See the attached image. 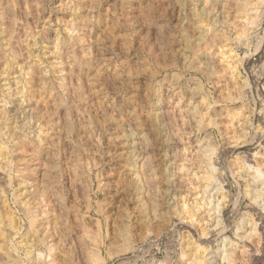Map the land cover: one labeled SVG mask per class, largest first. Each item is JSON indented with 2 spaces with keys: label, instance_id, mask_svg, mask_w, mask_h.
Returning <instances> with one entry per match:
<instances>
[{
  "label": "rangeland",
  "instance_id": "obj_1",
  "mask_svg": "<svg viewBox=\"0 0 264 264\" xmlns=\"http://www.w3.org/2000/svg\"><path fill=\"white\" fill-rule=\"evenodd\" d=\"M242 1L0 0L13 258L53 224L54 264H264V0ZM20 179L55 195L36 233Z\"/></svg>",
  "mask_w": 264,
  "mask_h": 264
},
{
  "label": "bare ground",
  "instance_id": "obj_2",
  "mask_svg": "<svg viewBox=\"0 0 264 264\" xmlns=\"http://www.w3.org/2000/svg\"><path fill=\"white\" fill-rule=\"evenodd\" d=\"M244 1H242L241 3H243ZM247 6H249L248 5V2H247V0L242 4V11L243 12H245L246 11V8H247ZM242 13V12H241ZM246 13V12H245ZM196 24V23H195ZM188 25V24H187ZM191 25V24H190ZM191 28V27H190ZM243 37V36H242ZM26 138H28V137H26ZM23 141V140H22ZM26 142H29V140H27V141H25V142H23L24 144L26 143ZM27 144V143H26ZM29 144V143H28ZM18 145H19V143H17L16 145H15V147H16V149L18 148ZM5 148V147H4ZM41 148V147H40ZM43 148V147H42ZM21 149H22V147H21ZM15 150V149H14ZM20 150V149H19ZM18 150V151H19ZM39 152L38 150H34V152ZM17 152V151H16ZM24 152H26V151H24ZM0 153H2V151H0ZM20 153V152H19ZM3 154V153H2ZM21 155V154H20ZM40 155V154H39ZM42 157V156H41ZM39 161V160H38ZM0 162L2 163V159H0ZM41 162V161H40ZM0 163V164H1ZM42 164V163H41ZM20 165V164H19ZM4 168V167H3ZM1 166H0V171L2 172L4 169H3ZM19 168V167H18ZM19 171V170H18ZM25 171V170H24ZM23 171V169H21V171H19V172H21L20 174H22V172H24ZM27 172V171H26ZM10 173V172H9ZM3 174V173H2ZM19 174V173H18ZM17 174V175H18ZM7 175V174H6ZM12 175V174H11ZM23 175V174H22ZM2 177H4V176H2ZM8 177H10L11 178V176L10 175H8ZM22 178H23V180H24V177L23 176H21ZM9 178V179H10ZM13 178V177H12ZM19 179V178H18ZM26 179V178H25ZM12 180V179H11ZM20 180H22V179H20ZM22 180V181H23ZM8 182H9V180H8ZM13 182V181H12ZM10 184V183H9ZM14 184V183H13ZM29 184H31V183H29ZM11 185V184H10ZM24 185H26L25 183H24V181L19 185V188L18 189H20V188H22L23 189V187H24ZM45 187V186H44ZM31 188V187H30ZM47 188V186L45 187V190H43L42 191V194H41V196H42V198H43V202L45 203V206H46V208H47V211H48V213L50 214V213H52V212H54L55 210H54V207H55V205H56V199H55V195L53 194V195H51L50 193H51V191H50V189L48 190V188ZM22 189H20V192L21 191H23ZM40 191V190H39ZM49 191H50V193H49ZM18 193H19V191H17ZM53 192V191H52ZM58 192V191H57ZM31 193V192H30ZM38 193V192H37ZM2 195V194H1ZM26 195V196H25ZM25 195H24V193L23 192H21V193H19L17 196L15 195V199H16V203H18L19 205H20V209H21V211L23 212V214H24V216H26L28 219H29V230L30 231H32V232H35L36 233V231H38V225H37V223H38V221H39V217H41L42 215H44V213H47V211L44 209V210H42L41 209V207L38 205V204H34V202L33 201H31V198H29L30 199V201L29 200H26V201H21L22 200V196H24V198H27L30 194H29V192H28V190H26L25 191ZM3 197V196H2ZM63 197V196H62ZM14 199V200H15ZM24 200V199H23ZM2 203H4L5 204V199H4V202H2ZM15 203V204H16ZM58 203V202H57ZM0 205H1V198H0ZM15 207V206H14ZM58 207V206H57ZM4 209V208H3ZM5 209H6V207H5ZM7 209H8V205H7ZM18 210V209H17ZM46 211V212H45ZM16 216V215H15ZM15 216H14V214L11 212V209H10V211H8V210H2V207L0 206V255H1V253H3L4 255H5V259H3L1 256H0V264H25L22 260H20L19 258H16L15 256H14V258H13V255L12 254H10L9 253V249H8V245H12L13 246V244H14V242L12 241L13 239H15L14 237V235L15 234H13V236L14 237H12L11 236V234H9V232L8 233H6L7 231H8V227L6 226L5 227V223H4V221H9V223L10 224H12L13 222H16L15 221ZM45 216V215H44ZM52 217V216H51ZM17 219V218H16ZM49 219V218H48ZM6 221V222H7ZM49 221V220H48ZM100 221V220H99ZM55 222V221H54ZM18 223V222H17ZM41 224V223H40ZM86 224V223H85ZM13 225V224H12ZM15 225V224H14ZM53 225V224H52ZM52 225H50L51 226V229L50 228H48V225L46 226L45 225V227L43 226V227H41L42 228V231L40 230V232H41V234H42V236H41V240H42V243L45 245V247L48 249V256H46V255H42L41 253H39L38 252V256H33L32 258H30L33 262H34V264H54L55 263V258H53V256H52V252L53 251H55L56 249H57V247L56 246H58V245H56V243H55V240H54V237H55V231L54 230H52ZM83 225V224H82ZM98 227H99V229H101V227H102V225H101V223H99L98 222ZM96 225V226H97ZM55 226H57V223H55ZM40 227V226H39ZM85 227V226H84ZM86 229V228H85ZM10 230V229H9ZM147 231V230H146ZM11 233V232H10ZM34 233V234H35ZM128 233V232H127ZM9 234V235H8ZM16 234H17V232H16ZM28 234H30V233H28ZM58 234V233H57ZM56 234V235H57ZM102 234V233H101ZM59 235V234H58ZM17 236V235H16ZM23 236V235H22ZM28 236H31V234L30 235H28ZM123 236H124V234H123ZM98 237V236H97ZM28 238V237H27ZM30 238H32V237H29V239ZM59 238V237H58ZM90 238V237H89ZM59 239H61V238H59ZM27 241V240H26ZM32 241V240H31ZM38 241H40L39 239H38ZM57 241H59V240H57ZM28 242H30V241H28ZM10 243V244H9ZM19 243V242H18ZM35 244V243H34ZM102 244V243H101ZM127 244H128V241H127ZM36 245V244H35ZM59 245H61V244H59ZM130 245V244H129ZM34 246V245H33ZM33 246H32V244L31 243H27V244H25V246H24V251L26 252V255H32V253L35 251H33ZM39 246V245H38ZM16 247H19L20 248V246H19V244H17L16 245ZM10 248V247H9ZM12 248V247H11ZM19 248H16L17 249V251H19L18 249ZM35 248V247H34ZM60 248V247H59ZM93 248V247H92ZM127 248V247H126ZM37 250H39V249H37ZM41 250H44V249H41ZM46 250V249H45ZM94 250V249H93ZM40 251V250H39ZM99 251L100 250H95V252H96V255H95V253H92V254H94V256H90L91 258L90 259H92L91 261H93L94 263H100V262H103L102 260L104 259H102L100 256H99ZM91 253V252H90ZM2 254V255H3ZM44 254V253H43ZM47 254V253H46ZM55 257V256H54ZM93 263V264H94ZM101 264V263H100Z\"/></svg>",
  "mask_w": 264,
  "mask_h": 264
}]
</instances>
